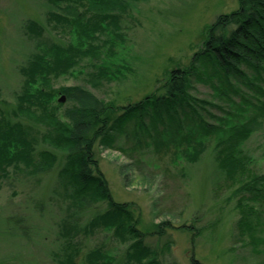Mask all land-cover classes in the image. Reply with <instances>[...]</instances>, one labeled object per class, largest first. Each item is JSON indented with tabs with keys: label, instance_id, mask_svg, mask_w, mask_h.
Returning a JSON list of instances; mask_svg holds the SVG:
<instances>
[{
	"label": "rangeland",
	"instance_id": "obj_1",
	"mask_svg": "<svg viewBox=\"0 0 264 264\" xmlns=\"http://www.w3.org/2000/svg\"><path fill=\"white\" fill-rule=\"evenodd\" d=\"M45 4L46 0H0V109L7 118L17 104L16 95L23 83L19 67L32 50L33 42L25 41L23 32L25 18L42 23L45 36L57 45L78 39L75 31L80 27L76 25L58 23L54 28V23L46 24ZM87 5L82 4L80 12ZM238 8L239 0L134 1L128 11L121 13L120 32L112 29L92 43L100 46L99 56L93 57L96 53L92 51L71 75L54 78V87H84L99 99L118 106L135 103L156 89L166 71L188 66L203 45L207 28L220 15ZM98 69L109 72L110 79L96 83L92 76ZM243 70L250 79L258 81L257 88L264 92V72L259 75L246 66ZM238 88L240 95H231L232 101L222 100L216 88L197 82L196 76H192L189 92L209 102L203 106L206 109L197 107L208 123L261 119L264 96L255 88ZM142 118L150 122V116ZM127 134L117 130L100 145L101 170L114 200L134 205L138 229L148 234L146 245L161 252L163 264H192L193 255L203 264H264V243H251L249 232L241 235L238 222L242 213L232 197L239 185L234 187L226 182L216 194L221 180L213 149H208L202 160L192 165L167 150L159 154L152 133H143L140 147L131 133ZM214 143V139L208 142L210 146ZM243 150L251 159L249 170L264 174V127L244 144ZM54 151L60 162L53 171L19 177L13 187L6 186L5 181L0 187V264H58L51 253L59 251L60 225L69 212L67 203L56 191L63 153ZM12 178L13 175L7 183L11 184ZM258 210V217L253 216L251 221L257 229L255 236L263 242L264 207L258 205ZM94 214L86 212L80 225H85ZM168 220L175 228L164 225L161 229H166V235L155 234L161 230H156V226ZM185 224L195 226L199 235L195 237L192 231L180 228ZM74 243L79 252L77 264H82L95 248H103L120 264L132 244L122 243L112 231L103 228L81 232Z\"/></svg>",
	"mask_w": 264,
	"mask_h": 264
},
{
	"label": "trees",
	"instance_id": "obj_2",
	"mask_svg": "<svg viewBox=\"0 0 264 264\" xmlns=\"http://www.w3.org/2000/svg\"><path fill=\"white\" fill-rule=\"evenodd\" d=\"M134 1L142 0H46L43 12L46 24L54 23V28L58 23L80 27L75 31L78 39L64 46L45 36L42 23L25 18L22 24L25 41L29 39L33 44L25 63L19 67L23 83L10 118L0 109V187L5 181L6 186L13 187L19 177L53 171L60 162L54 150L62 152L56 191L67 203L69 215L60 225L59 251L51 253L55 261L77 264L75 238L81 232L103 228L112 231L122 243L132 242L120 264H163L161 252L146 245L148 234L138 229L134 205L114 200L99 157L100 145L117 130L131 133L138 147L143 133H152L159 154L167 150L188 164L199 163L206 151L213 149L221 180L216 194L226 182L234 187L239 185L232 197L242 213L238 222L241 235L249 232L251 243L263 244L255 236L257 229L251 218L258 217V205L264 207V174L249 170L251 159L243 146L264 127V106L261 119H219V124L214 125L197 109H206L203 106L209 102L192 96L189 90L190 78L196 76L197 82L216 88L222 100L232 101L231 95H240L238 85L255 88L264 96L256 86L258 81L250 79L243 70L246 66L259 75L264 72V0H239L236 11L220 15L207 28L204 43L190 64L166 71L163 79L157 81L156 89L135 103L118 106L105 102L80 86L56 89L54 78L71 75L94 50L93 57L99 56L100 46L92 43L112 29L120 32L121 13L128 11ZM85 2L88 5L80 12ZM92 77L96 83L110 79L109 72L101 69ZM215 82L219 88L214 86ZM62 94L67 97L65 103L58 100ZM144 115L150 116L149 123L144 122ZM212 139L215 143L210 146L208 142ZM86 212L95 214L80 225L79 220ZM164 225L175 228L168 220L158 224L156 230ZM180 228L192 231L195 237L199 235L195 226L185 224ZM166 233V229H161L155 234L163 237ZM191 262L203 264L194 255ZM116 263L117 259L103 248H95L82 264Z\"/></svg>",
	"mask_w": 264,
	"mask_h": 264
},
{
	"label": "water",
	"instance_id": "obj_3",
	"mask_svg": "<svg viewBox=\"0 0 264 264\" xmlns=\"http://www.w3.org/2000/svg\"><path fill=\"white\" fill-rule=\"evenodd\" d=\"M66 100H67V97H66V95H64V96L61 97V99L59 101L62 102V103H65Z\"/></svg>",
	"mask_w": 264,
	"mask_h": 264
}]
</instances>
